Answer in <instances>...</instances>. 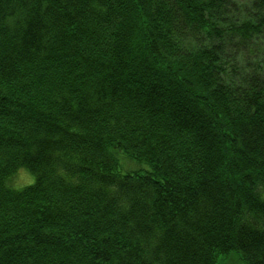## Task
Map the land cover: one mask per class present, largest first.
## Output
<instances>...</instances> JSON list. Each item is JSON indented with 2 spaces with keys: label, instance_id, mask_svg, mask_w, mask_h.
I'll use <instances>...</instances> for the list:
<instances>
[{
  "label": "trees",
  "instance_id": "obj_1",
  "mask_svg": "<svg viewBox=\"0 0 264 264\" xmlns=\"http://www.w3.org/2000/svg\"><path fill=\"white\" fill-rule=\"evenodd\" d=\"M234 259L264 264V0H0V264Z\"/></svg>",
  "mask_w": 264,
  "mask_h": 264
},
{
  "label": "rangeland",
  "instance_id": "obj_2",
  "mask_svg": "<svg viewBox=\"0 0 264 264\" xmlns=\"http://www.w3.org/2000/svg\"><path fill=\"white\" fill-rule=\"evenodd\" d=\"M34 180V175L32 173H29L25 168H19L15 174L12 175V177L7 180L8 185L20 188L23 187L29 183H31ZM232 264H242L239 263L238 260H233Z\"/></svg>",
  "mask_w": 264,
  "mask_h": 264
}]
</instances>
